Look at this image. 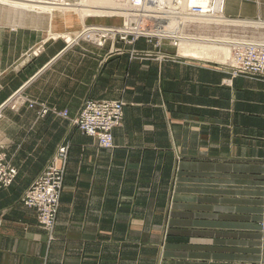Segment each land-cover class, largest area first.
Here are the masks:
<instances>
[{"label": "crops", "instance_id": "obj_1", "mask_svg": "<svg viewBox=\"0 0 264 264\" xmlns=\"http://www.w3.org/2000/svg\"><path fill=\"white\" fill-rule=\"evenodd\" d=\"M223 4L228 17L264 18V7ZM21 11L0 3V154L17 169L0 187V264H261L264 168L249 157L264 162V84L227 87L217 69L132 59L115 53L116 41L71 43L78 12L26 25L10 18ZM23 97L32 108L17 103ZM104 99L125 102L113 149L57 114ZM62 144L49 235L20 199ZM250 167L261 177L247 176Z\"/></svg>", "mask_w": 264, "mask_h": 264}, {"label": "built area", "instance_id": "obj_2", "mask_svg": "<svg viewBox=\"0 0 264 264\" xmlns=\"http://www.w3.org/2000/svg\"><path fill=\"white\" fill-rule=\"evenodd\" d=\"M41 1L12 0V3L9 5H14L15 8L24 10L25 7L22 3H26L25 5L29 7L32 4H41ZM170 3V5L165 4L159 6L156 0H129V3L125 1L123 9L120 10V7H117V10L114 9L109 16H126L127 22L123 24V30L126 31L115 29V27L106 28L99 25H83V29L86 27L87 30H92L93 35L89 37L85 36L83 32L80 33L83 31L82 29L79 32L80 34H75L71 43L84 39L96 46H103L110 35L111 37L119 36L122 40H126L131 35L133 41L139 37L158 38L149 34L135 33V30L145 33L146 31L139 29V24L142 21H147L152 23V27L156 28V31H159L171 19L177 21L176 26L184 23H190V25L203 24L207 26L211 23L200 22L202 21L201 19L216 16L218 13L222 14V8L221 11L217 8L218 0H170ZM72 4L74 3L72 2ZM147 9L152 11H145ZM153 12H159L160 14H153ZM68 42L70 41L68 40ZM236 49L249 51L251 55L257 52H264V46L255 43H245L237 46ZM238 57H240V54ZM259 64L264 65L261 62ZM6 105L7 103L0 108V111ZM32 106L33 103H30V107ZM122 108V104L116 101L87 100L73 122L79 126L84 134L95 138L101 148H111L113 145L112 131L121 123L123 116ZM46 112L45 109H42L41 114H45ZM61 115L65 118L68 117L67 111H63ZM66 155L67 149L65 147L60 148L53 161L43 169L21 197V201L26 207L34 209L37 212L39 224L49 235H51L56 224L60 190L63 187ZM58 161L61 162V165L57 163ZM16 175L17 170L7 165L3 157L0 156V187H9L13 183ZM40 264H45V262ZM261 264H264V253Z\"/></svg>", "mask_w": 264, "mask_h": 264}, {"label": "rangeland", "instance_id": "obj_3", "mask_svg": "<svg viewBox=\"0 0 264 264\" xmlns=\"http://www.w3.org/2000/svg\"><path fill=\"white\" fill-rule=\"evenodd\" d=\"M10 1H12V0H10ZM239 1H240V3H242L244 8H250L251 10H254L256 8L260 9L261 7H264V0H238V2ZM76 2H77V0L73 1V3H76ZM112 7H114V6H112ZM116 8H115V10H117ZM29 11L23 10V11L17 12V13L11 12V13H9V15H10L11 19L18 20V22H20V21L25 22L26 25L28 23H30V24L36 23L39 20H40V22H41V20L45 21L46 18L48 17V15H46V13L38 14L34 11H30V12ZM111 11L113 12L112 9H111ZM111 11H109V12H111ZM69 12H72L73 14L77 15V13H75L73 11H69ZM261 12H262V16H264V9ZM56 13H58V12H54V14H56ZM111 14L108 13V15L100 14V15H96V16L95 15L87 16L86 18H84L82 20L80 30L76 31L75 33L76 34L79 33L83 29V25H85V26L99 25V26H104L106 28L115 27V29L123 30V27H124L123 24L125 22H127L126 16L120 15V17H110L109 15H111ZM221 15H223L227 18H232V17H228L225 14V4H223ZM102 18H115V19H117L116 24L117 23H119V24L108 25L106 22L103 23L104 25H102V23L99 24V22H97V21L102 19ZM233 19H242V18H233ZM249 19L250 20H259V21L264 20V18L259 16V15L255 18H249ZM21 25H24V24L21 23ZM176 28H177V30H180L182 33H184L186 36L187 35L188 36L194 35L196 37H203V38H210V37L211 38H230V39L245 41V42L248 41V43L254 42L255 44H260V45L264 44V29H262V28L238 27V26H218V25L215 26L213 24L212 25L208 24L207 26L203 25V24H201V25L200 24L190 25V23H188V24L184 23L182 25H178V26H176ZM139 29L146 31L145 33H150V32L156 31V28L152 27V23L147 22V21H142L141 24H139ZM108 40L111 42L112 41L119 42V44L121 45L120 47H117L115 49V53H123L127 50V52L129 54H131L132 59H136V57H138V56H143V57H147V58H152L155 61H157L158 63H162L165 61L166 62L170 61V62H174V63H192V64L199 65L200 67H209V68L217 69L218 71H221L223 74L226 75V77L224 79H222V84L224 86H227V87H230L232 85L233 80L236 78H245V79L257 81V82L264 84V65L259 64V62L264 64V52H257L255 54L251 55V52H249V51H245L242 49L241 50L236 49L237 46L242 45V44L234 46L231 49L230 55L227 57L226 60H222L220 58H214V59L210 58V59L206 60V59H198V58L183 56L182 54L179 53V47H180L179 43L172 41L170 38L139 37L138 39L133 41L131 35H129L126 40H122V38H120L119 36L111 37V35H110V37L106 40V42ZM139 41L143 42V46L141 48H137V49L134 48V45ZM126 47H131V48L128 50V49H126ZM239 54H240V57H238ZM17 101H18L17 102L18 104L22 105V104L26 103L28 105V107H30V101L24 97L18 99ZM98 101L120 102L122 104V107H123L122 109H124V106H125V102L121 99H104V100H98ZM84 103H85V101H84ZM32 107H30V108H32ZM81 109H82V107L73 116H69V114H68L67 118H65L61 115V113L63 111L60 113H57V114L60 115L61 117L65 118V119H67L68 125L71 126V128H74L77 131H79L80 133L84 134L81 131V129L79 128V126H77L73 122L74 119L79 115V112L81 111ZM123 117H124V111H123L121 123L119 124V126L114 128L113 131L122 126ZM113 131H112V136H113ZM84 135H86V134H84ZM86 136H88V135H86ZM263 139H264V137H263ZM249 140L251 142V139H249ZM98 146H99V144H98ZM62 147L63 148L65 147L67 149V155H66V160H65V164H64L66 166L67 156H68V145L67 144L59 145L57 148V152ZM114 147H115V145H114V138H113L112 147L111 148H103V149H113ZM0 156L3 157L4 162L7 165L14 167L8 161H6L4 155L0 154ZM55 156H56V154L50 159V161L46 164V166L51 161H53ZM263 159H264V157H263ZM57 163H59V165H61L60 161H58ZM249 165L260 166V167L264 168V162L263 163L262 162L257 163L256 159H254L251 155L249 157ZM65 166H64V172H63V183H64V175H65ZM261 171H262L261 169H259V171H256L255 169L250 167V170H249L247 176H249L250 178H254L257 176L261 177L260 175H258L256 173V172L261 173ZM262 173L264 175V171ZM263 181H264V179H263ZM62 192H63V187L60 190L57 216H58V211H59V207H60V199H61ZM20 201H21V199H20ZM21 203L23 204L22 201H21ZM29 209H31V208H29ZM32 210H34V209H32ZM35 213H36V217H37V221H38L37 212L35 211ZM56 220H57V218H56ZM38 224H39V221H38ZM40 227L42 229H44L41 225H40Z\"/></svg>", "mask_w": 264, "mask_h": 264}, {"label": "bare ground", "instance_id": "obj_4", "mask_svg": "<svg viewBox=\"0 0 264 264\" xmlns=\"http://www.w3.org/2000/svg\"><path fill=\"white\" fill-rule=\"evenodd\" d=\"M125 1L129 3V0H119L118 2L115 0H77L76 3H70V0H42L41 4L36 5H25L24 10L34 11L38 14L46 13L48 17L47 21H51L54 12L60 11L59 13L64 14L68 12V10H74L79 13L80 17L84 19L87 16L93 15H108L111 14V9L114 10L116 7H120V10L125 6ZM181 1V0H178ZM2 4H11L12 1L0 0ZM156 3L161 6L168 4L170 5V0H156ZM224 0H218L217 8L221 11L223 7ZM114 6V7H112ZM117 9V8H116ZM29 11V12H30ZM111 11V12H109ZM145 11H152L147 9ZM33 13V12H32ZM153 14H160L159 12H153ZM164 16V15H163ZM200 22H208L215 26H238V27H252V28H262L264 29V21L262 20H249V19H233L227 18L221 13H218L216 16H210L207 19H201ZM177 21L171 19L167 25L159 31H153L150 33H143L139 30H135V33L141 34H149L152 36H156L158 38H170L172 41L179 43V53L183 56L198 58V59H214L220 58L222 60H226L230 55L231 49L239 44L248 43L245 41L234 40L230 38H203L196 37L194 35L186 36L180 30L176 28ZM180 28V27H179ZM92 30H87L84 27L83 34L85 36H92ZM126 31V30H123ZM79 33V34H80ZM56 35V34H55ZM54 36V35H53ZM59 36V35H58ZM56 37V36H55ZM68 41V37H67ZM254 43V42H252ZM264 46V44H261ZM221 60V61H222Z\"/></svg>", "mask_w": 264, "mask_h": 264}]
</instances>
